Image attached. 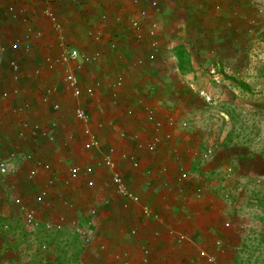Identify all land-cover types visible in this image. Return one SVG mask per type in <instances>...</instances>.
Instances as JSON below:
<instances>
[{
    "label": "crops",
    "instance_id": "1",
    "mask_svg": "<svg viewBox=\"0 0 264 264\" xmlns=\"http://www.w3.org/2000/svg\"><path fill=\"white\" fill-rule=\"evenodd\" d=\"M235 4L238 3L234 0H160V24L167 27L170 23L172 28H160L158 38L163 43L167 31L171 32L170 44L183 43L191 57H209L208 51L214 49V53L220 55L219 65H223V72L226 68L236 72L240 70L235 62L240 55L238 49L228 52L220 45H205L212 39L235 38V24L233 37L232 32L225 37L221 32L207 29L209 25L214 27L227 22L232 17ZM9 5L13 7L12 11L7 10ZM216 5L219 8L216 9ZM47 7L52 11L54 21L43 12V8ZM137 9L138 6L131 4L130 0H53L48 4L44 0H0V48H5L0 54V90L10 92L17 87L21 91L8 99H0V149L3 152L14 151L19 156L31 153L50 165L49 171L40 172L36 180L30 181L26 175L32 164L22 162L18 157L17 172L7 177L0 176V264L15 260L13 253L15 248H19L12 221L19 220L24 225L20 213L11 203L12 195L23 197L26 205L38 210L40 217L64 214L69 222L88 220L89 210L94 206L99 209L93 243L84 247L68 223L58 231H45L52 235L53 241H48L44 252L38 250L40 243L37 247L34 244V250L40 253L37 264L59 262L57 248L70 246L67 236L74 239L77 249L73 252L65 250L63 259L73 260L75 264H123L121 260L113 259L112 254L126 253L123 259L136 260L141 257V245L151 247L148 264H204L197 251L200 247L214 251V240H221L224 245V249L217 253L220 264H241L239 253L248 223L242 214L243 206L238 202L229 207L226 198H231V194L210 190L203 185L206 179H201L207 171L205 167L215 170L217 161L204 162L198 156L195 137L186 138V134L176 137L178 139L173 135L166 141L159 138V148L155 153H148L140 147V144L156 136L145 121L142 109L153 108L162 120L171 116L181 121L183 117L169 115L160 107H155L158 98L154 99L146 89L156 79L148 72L164 65L162 59L159 58L149 68L138 67L141 71L131 70L132 65L136 66L135 59L147 52L146 46L138 44L131 36L128 27V19ZM104 14L106 18L102 19ZM233 20H236L234 16ZM185 24L188 31L183 37L181 32ZM196 27L201 31H197ZM30 30L40 32V36L28 33ZM15 39L20 40V47L12 50L10 45ZM111 42H115L112 50L108 48ZM66 45L86 54L102 50L97 60L76 70L84 88L100 82L95 98L88 97L84 92L80 102L91 115L93 132L100 142L101 152L112 147L118 154L126 151L137 158L139 169L132 168L127 160H120L123 177L128 187L140 196L142 203L151 206L156 218L143 217L137 205L123 206L121 198L110 186L107 171L101 167L96 166L90 176L81 175L76 180H67L69 165L95 161L100 154L96 149L85 150L82 147L81 126L72 114L74 101L63 90L60 69L51 71L44 66L49 59L57 58ZM11 59L19 64L17 81L12 79ZM197 65L198 62L195 71ZM36 67L41 68L40 75L33 73ZM117 74L123 76L125 86L113 91L111 80ZM158 75L161 80L166 76L165 71ZM192 75L189 77L192 78ZM53 85L57 86L58 93L49 95L48 89ZM140 91L142 95L138 94ZM43 94L48 98L45 102L41 100ZM135 94L138 97L132 99ZM56 99L60 108L54 111L50 105ZM139 102L141 106L145 104L144 108ZM157 102L160 103L159 99ZM127 107L134 108L133 115H124ZM23 121L30 125L39 123L45 128L54 125L51 130L54 140L41 134L34 135L30 130L19 136ZM99 122L104 125L97 126ZM121 130L126 137L120 138L118 131ZM180 164L190 174L191 181L181 183L177 180ZM148 170L153 174L148 175ZM50 177L56 179L53 186H48ZM87 178L93 180V186L86 185ZM194 185L202 189L200 197H197ZM42 186L49 189V195L44 203L37 204L33 196ZM224 221H229L230 226L225 228ZM131 228L136 229L135 234L130 233ZM24 229L27 237L35 234ZM179 232L191 234L190 241L177 243L176 234ZM27 241V244L31 243Z\"/></svg>",
    "mask_w": 264,
    "mask_h": 264
},
{
    "label": "rangeland",
    "instance_id": "2",
    "mask_svg": "<svg viewBox=\"0 0 264 264\" xmlns=\"http://www.w3.org/2000/svg\"><path fill=\"white\" fill-rule=\"evenodd\" d=\"M243 4V6L233 5L232 17H229L227 22L214 27L207 26L209 31L221 32L220 34L226 37L235 24L234 39H226L224 44L218 39H212L207 42V47L220 45L228 52L234 48L238 49L240 55L235 62L240 70L234 72L226 68L225 72H222L224 67L219 65L220 55L215 54L214 49L208 51L209 57H187V61L181 65L183 70H179L178 67H174L177 61L174 59L173 45L169 40L171 32L167 31L171 30V24L168 23L167 27L166 24H162L161 28L167 29L163 44L168 43L172 46L171 53L162 57L165 64L170 62V65L167 66L165 78L161 80L158 74H153L157 80L155 79L146 89L151 92L154 99H159L160 103L157 102L158 99L155 100V107H160L162 111L170 113L169 115L178 114L183 117L181 121L171 116L166 117V131L171 133V138L173 135L176 138L186 134V138L195 137L197 149L212 148L213 156L202 160L206 163L212 162L211 160L217 161L215 162L217 166L215 170L205 167L207 171L201 178L206 179L203 185L210 187V190L218 191L219 194H231V198H226L231 208L240 202L243 206L242 214L248 222L246 238L239 253L241 264H264V12H259L253 5ZM177 14L179 17V12ZM233 16L236 20H233ZM196 30L201 31V28L196 27ZM187 31L186 25L184 28L182 26L183 37ZM197 61L198 68L195 71ZM189 68L193 70H188ZM131 70L141 71L134 65L131 66ZM191 73L192 78L189 77ZM173 77V82L176 81L174 84L179 85L178 88L184 86V89L180 90L183 95L174 94L171 91L175 88L166 86ZM186 84L192 91L185 88ZM137 97V95L133 96L132 99ZM72 104L74 105V102ZM131 106L134 107L132 104ZM144 106L145 104H142L141 107ZM132 109L134 111V108ZM144 110L142 109L143 112ZM153 111L157 115L156 110ZM183 122L185 125H181ZM225 150L228 151L226 157L223 153ZM3 153L10 156L12 163L17 165L16 153L13 151ZM217 156L224 157V163L220 159L216 160ZM258 162L263 164L258 165ZM226 166H231L230 173L225 171ZM12 222L15 242L19 248H15L17 257L14 258L13 253L15 260H6L5 264H37L40 253L34 250V246L37 247V244L42 242L47 244L49 240L53 241L52 235L37 231L27 237L21 221ZM27 240L31 243L27 244ZM66 240L69 241L70 246L69 244L67 247L58 246L60 261L55 264H75L73 260L63 259L65 250L73 252L77 249L71 236H67Z\"/></svg>",
    "mask_w": 264,
    "mask_h": 264
},
{
    "label": "built area",
    "instance_id": "3",
    "mask_svg": "<svg viewBox=\"0 0 264 264\" xmlns=\"http://www.w3.org/2000/svg\"><path fill=\"white\" fill-rule=\"evenodd\" d=\"M47 4L52 2L53 0H44ZM240 3H247L256 7L259 12H264V0H234ZM131 4L134 6H138L136 12L131 15L128 19V27L131 36L135 39L138 44L146 46L147 52L146 55L140 56L135 59L134 64L137 67L141 68H149L150 65L154 64L159 58L163 60L162 55L167 53H171L172 46L170 44H163L158 38L159 31L161 28V24L159 21L158 15L161 13V5L160 0H130ZM215 8H219L218 5ZM8 11H12L13 7L9 5L7 7ZM43 12L54 21V15L52 11L47 7L43 8ZM106 15L102 16V19H105ZM33 33L35 36H40V32L30 30L28 33ZM95 39H98V36H95ZM20 40L15 39L10 47L12 50H17L20 47ZM115 47V42H111L108 46L110 50ZM28 45L26 49H28ZM5 51V48H0V54ZM102 55V50L96 49L92 54H86L79 51L77 48L73 46L66 45L62 51V53L54 59H49L44 66L48 70L60 69V73L62 74V83L63 90L67 94H69L73 101V109L72 114L77 122L80 124L81 128V137L82 138V147L85 150L96 149L99 152V159L95 161L77 164L72 163L67 167V180L73 181L78 179L81 175L90 176L96 166L103 168L107 171L110 186L113 188L114 193L121 198V202L123 206H129L131 204L137 205L142 216L145 218H156V213L152 210L151 206L148 203H142L140 196L131 190L128 187L125 178L123 177V173L121 170L120 160H127L131 167L134 169H139L140 165L135 156L132 154L123 151L118 154L114 148L110 147L106 152H101L99 149L100 142L97 136L93 132V123L90 113L81 105L80 99L82 98L84 92L90 98H95L96 90L100 86V82L96 81L88 87L84 88L81 84L80 78L76 70H78L82 65L88 64L91 61L97 60ZM1 56V55H0ZM164 61V60H163ZM45 63V62H44ZM10 70L12 74V79L14 81L18 80V72H19V64L16 60L11 59L9 61ZM33 73L36 75H40L41 68L36 67L33 70ZM124 78L121 74L115 75L111 81V87L115 90H118L124 87ZM21 91L17 87H13L10 92L5 89L0 90V99H8L11 95H17ZM58 93V88L56 85H53L48 89V94L55 95ZM48 99L45 97V94L42 95L41 100L45 102ZM51 108L56 111L60 108V103L58 99L52 101ZM144 119L145 121L152 127L156 136L152 139H149L144 144H140V147L146 150L148 153H155L159 148V138L160 140H169L171 138V133L166 131L167 122L166 120H162L157 117L155 112L151 107L144 108ZM131 107H127L124 110V115H133L134 111ZM174 121V120H173ZM171 123V122H170ZM169 123V124H170ZM54 123L50 124L53 125ZM180 124V123H179ZM104 124L99 122L97 126L101 127ZM181 125H185V123H181ZM54 126V125H53ZM50 128L45 125H41L39 123H34L30 125L28 122L23 121L21 124V128L18 132L19 136L24 135V131L30 130L34 135L41 134L46 136L49 140H54L52 127ZM120 138L126 137L125 132L118 131ZM162 138V139H161ZM14 152V151H13ZM15 153V152H14ZM198 156L206 160L210 156H213V151L211 147H206L204 149L199 150ZM14 155V154H13ZM22 162L31 163V167L28 170L26 178L30 181L36 180L40 172H45L50 170V165L48 163L42 162L36 155L34 156L31 153L18 155ZM178 157H176L177 159ZM18 165V164H17ZM17 165H14L11 161V157L7 156L0 149V176L7 177L14 175L17 172ZM225 171L230 173L232 171L231 166H226ZM148 175H152L153 171L148 170ZM177 180L179 182H188L191 181L190 174L182 168L181 164L178 168ZM56 179L55 177H50L47 182L48 186H53ZM86 185L88 187L93 186L92 179H86ZM196 185H194L195 187ZM197 197H200L202 194V189L198 186L195 187ZM49 195V189L45 188V186L40 187L33 198L37 204H42L45 202ZM26 200L21 196L12 195L11 203L18 210L21 216V220L24 224V227L28 232H37L42 231L51 232L58 231L63 228L64 225L71 224V229L76 233L81 240V244L84 247H87L91 243H93L96 234V218L100 215L99 209L97 206L92 207L88 212V220L79 221L72 220L68 221L64 214H49L46 217H40L38 215V210L34 207L26 205ZM109 201L108 199L106 200ZM223 226L225 228L230 226L229 221H224ZM131 234L136 233L135 228L130 229ZM191 234L186 232H179L176 234L177 243H182L186 241H190ZM101 249L104 246H100ZM46 249V244L44 242L38 245V250L40 252H44ZM224 249V245L221 240H214V251L210 252L204 247H200L197 251L198 257L203 260L204 264H220L217 260V253L221 252ZM141 257H138L136 260L133 259H123V256H126V253H115L112 254L113 259L121 260L123 264H148L151 256V247L147 245H141L140 247Z\"/></svg>",
    "mask_w": 264,
    "mask_h": 264
},
{
    "label": "trees",
    "instance_id": "4",
    "mask_svg": "<svg viewBox=\"0 0 264 264\" xmlns=\"http://www.w3.org/2000/svg\"><path fill=\"white\" fill-rule=\"evenodd\" d=\"M236 3H238V4H241V5H244L243 3H240V2H236ZM186 25V24H185ZM184 25V26H185ZM234 30V28L232 29V31ZM197 31H200V30H197ZM231 31V32H232ZM233 32L231 33V37H233ZM229 37H227V38H222V40H219V41H222V43L224 44L225 43V41H226V39L227 40H230V39H228ZM232 40V39H231ZM206 46H207V44H205ZM172 53H173V56H174V59H175V61H177V62H179V65L177 66V62H176V64L174 65V67L176 66V67H178V69L179 70H183L182 69V64H184L186 61H187V57H190V54H188V52L186 51V49H185V45L183 44V43H178V44H175L174 46H173V48H172ZM196 58H198V57H201L200 55L198 56H195ZM198 62V61H197ZM170 65V62L169 63H166V64H164V65H162V66H160V67H155V68H153V70H150L148 73H149V75H151V76H153V74H159V73H161L162 71H167V66H169ZM223 72V71H222ZM166 74V73H165ZM167 75V74H166ZM173 79H174V77L173 78H171V80H170V83H168L166 86H168L169 88H175V90H173V91H171V92H173L174 94H182L181 92H180V90L182 91L183 89H184V86H182L181 88H178V86H176L175 84H174V82H173ZM185 88H188V89H190L191 90V88L186 84L185 85ZM192 91V90H191ZM183 95V94H182ZM224 155H225V157H226V154L228 153V151L227 150H225L224 152ZM223 155V156H224ZM221 160V162L222 163H224L223 162V159H224V157H222V156H217L216 157V160ZM260 162V161H259ZM258 162V165H260V164H263V163H259ZM263 221H264V219H263Z\"/></svg>",
    "mask_w": 264,
    "mask_h": 264
}]
</instances>
